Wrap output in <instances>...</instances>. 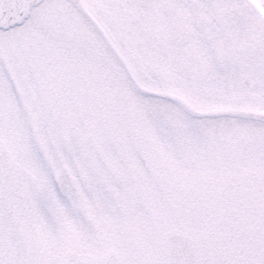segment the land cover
<instances>
[{"label":"snow or ice","instance_id":"1","mask_svg":"<svg viewBox=\"0 0 264 264\" xmlns=\"http://www.w3.org/2000/svg\"><path fill=\"white\" fill-rule=\"evenodd\" d=\"M0 264H264V0H0Z\"/></svg>","mask_w":264,"mask_h":264}]
</instances>
